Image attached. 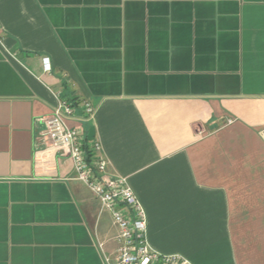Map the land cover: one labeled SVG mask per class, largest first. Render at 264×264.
<instances>
[{
  "label": "crops",
  "instance_id": "1",
  "mask_svg": "<svg viewBox=\"0 0 264 264\" xmlns=\"http://www.w3.org/2000/svg\"><path fill=\"white\" fill-rule=\"evenodd\" d=\"M61 101L150 249L264 264V0H0V264L115 260L111 213L42 139Z\"/></svg>",
  "mask_w": 264,
  "mask_h": 264
},
{
  "label": "built area",
  "instance_id": "2",
  "mask_svg": "<svg viewBox=\"0 0 264 264\" xmlns=\"http://www.w3.org/2000/svg\"><path fill=\"white\" fill-rule=\"evenodd\" d=\"M45 67L50 70L49 63ZM72 112V106L66 101L58 103L46 119L41 136L51 148L67 151L76 178L93 192L102 209L109 210L117 224L115 260L110 262L106 259L107 264H193L180 255L160 254L150 249L146 239V214L141 203L132 189L125 185L124 179L107 175L106 163L89 154L80 128L66 124L65 119ZM94 113L90 103L83 104V118L91 119ZM93 148L97 149L98 145H93Z\"/></svg>",
  "mask_w": 264,
  "mask_h": 264
}]
</instances>
